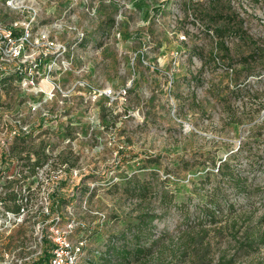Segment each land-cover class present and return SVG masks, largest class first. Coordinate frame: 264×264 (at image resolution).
Masks as SVG:
<instances>
[{"label": "rangeland", "instance_id": "1", "mask_svg": "<svg viewBox=\"0 0 264 264\" xmlns=\"http://www.w3.org/2000/svg\"><path fill=\"white\" fill-rule=\"evenodd\" d=\"M34 2L33 39L47 32L60 47L34 40L33 55H56L60 91L47 102L43 92L0 91V142H9L0 147V197L28 173L27 150L31 161L40 146L49 156L28 177V205L14 212L0 198V215L16 213L0 218V257L44 264L43 227L44 236L68 233L77 264H264V62L253 61L264 55V0ZM109 88L125 92L110 98ZM16 114L32 135L11 139ZM225 156L231 179L214 169ZM131 174L149 183L144 199L128 193ZM146 212L147 253L105 262L109 241L133 247L127 226ZM253 234L262 242L248 247Z\"/></svg>", "mask_w": 264, "mask_h": 264}, {"label": "built area", "instance_id": "2", "mask_svg": "<svg viewBox=\"0 0 264 264\" xmlns=\"http://www.w3.org/2000/svg\"><path fill=\"white\" fill-rule=\"evenodd\" d=\"M37 11V4H35L34 0H0V91L7 89V87L21 91L26 90L31 96L36 98L39 97V92H43L45 94L43 95L45 97L43 100L47 102V100H51L54 96L55 89L60 91V88L53 84L51 78V71L55 65L56 55L48 58V62L43 61L45 56H47L46 53L39 54L35 58L33 55L34 40H36L37 44L46 43L49 48H56V51H59L60 46L47 32L33 39L32 30L36 22L35 17ZM39 77L40 82H38ZM49 85L51 86L50 88ZM124 92L122 89L115 93V91L109 88L105 89L102 94L113 98L115 94L121 95ZM36 100L37 102L39 101L38 99ZM43 100L40 103H43ZM25 103H31L33 110L34 108L36 109L34 103L30 100L25 99L23 104ZM38 105L39 102L37 103ZM42 116H45V114H42ZM10 123L13 129L8 135L12 140L28 137L33 133L34 129L32 127L29 128V124H26L18 114L11 117ZM40 123H45V120L39 122L38 125ZM8 143L4 139L0 142V147L6 148ZM27 181L31 184L33 183L28 178ZM31 184L30 190L32 192L29 193L30 190H27L25 186L22 187L21 193L24 196L22 198L18 196L17 199L13 200L14 204H19L22 207V205L26 206L31 202V196L33 195ZM5 192L2 195L3 198ZM2 202L0 201L1 204ZM15 214L7 211L4 215H0V218L5 216L8 219H14ZM54 220L53 218L51 221L54 222ZM51 230L52 233L46 234V236L43 234V227L39 230V241L43 242L48 238L50 242V248L47 249L49 254L48 259L44 264H77V255L80 247L70 245L67 237L68 233L65 230H58L57 228H52ZM44 254L45 250L43 256ZM25 260H29V257L12 258L6 253L4 258L0 257V264H26Z\"/></svg>", "mask_w": 264, "mask_h": 264}, {"label": "trees", "instance_id": "3", "mask_svg": "<svg viewBox=\"0 0 264 264\" xmlns=\"http://www.w3.org/2000/svg\"><path fill=\"white\" fill-rule=\"evenodd\" d=\"M225 29H223L222 27L216 28L215 29V33L217 34V36L219 38L222 37L223 33H224ZM220 44H223V41L220 40ZM263 58V59H262ZM256 60H263L264 62V55H257L256 57H253V61ZM253 74H256L255 72H252ZM24 139V138H23ZM24 149V148H23ZM17 154H20V152H18ZM34 154V159L31 161V157H30V151L27 150L25 155L23 157L20 158H24L26 161L24 163L25 166H28V173L22 174L20 175L19 178L13 179V180H9L7 182V184L5 185V189L6 192L4 194V198H11L12 200L17 199V197L19 196V198H22L24 195L21 193V189L22 187H26L27 190H30V182L27 181V178L30 175H33L36 171V167H42L44 164H46V162H48V158L49 156L45 153L44 147L40 146L38 149H35L33 151ZM229 156H225L223 159H220V161L218 162V164H215V170L218 174H220L221 176H227L229 179L233 178L231 177L233 175V168L231 167V165L228 162ZM204 171V169L202 170ZM22 171H20L21 174ZM204 175V177H207L210 174L209 170H206L202 173ZM202 175V176H203ZM127 182H129L132 186H129L127 188V191L129 194L135 195L137 194V196H144L146 195V193L148 192L150 186L148 182H144V183H136V175L135 174H131L127 177ZM134 181V182H133ZM115 185V184H114ZM83 191H87L88 187H83L82 189ZM32 191L30 190L29 193H31ZM91 194L93 193V191H90ZM214 198V197H213ZM210 202V208H213V210L209 209V211H205V213L207 214V216L213 220V218L216 215V208L219 207V203H217L216 199H212ZM53 205V204H52ZM54 206V205H53ZM20 205L19 204H14V207L12 208V210L14 212L19 211ZM49 213V212H48ZM151 213L146 212L143 213L142 215L139 216L138 222L137 223H132L131 225L128 224L127 228H129V231L133 228V230H135V233L132 235V237H134L135 239V244L133 245L132 248H127L124 245H118V244H114L112 242H108V244L106 245L105 250L101 253V255L104 258V261L109 263L112 260V255H118L120 256L121 259H127L128 256L133 255L134 258L143 256L144 254L147 253V251L150 249V247L145 244H143L141 242L142 238L144 237V235L149 234V226L151 221L154 218V215H150ZM44 215V214H42ZM48 215V214H47ZM246 242L245 244L248 247H251L252 245L262 242L260 241V237H259V242H256V237L254 236V234L252 236L246 235L245 236ZM48 252L47 249H45V254L42 257L41 260L44 261V263L47 261L48 259ZM226 262V261H225ZM229 263V261H227ZM227 263V264H228Z\"/></svg>", "mask_w": 264, "mask_h": 264}]
</instances>
